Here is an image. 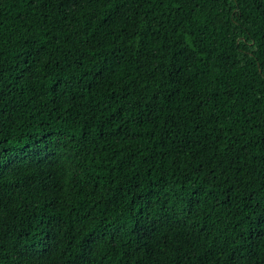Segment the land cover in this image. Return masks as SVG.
<instances>
[{
	"label": "trees",
	"instance_id": "obj_1",
	"mask_svg": "<svg viewBox=\"0 0 264 264\" xmlns=\"http://www.w3.org/2000/svg\"><path fill=\"white\" fill-rule=\"evenodd\" d=\"M0 264H264V0H0Z\"/></svg>",
	"mask_w": 264,
	"mask_h": 264
},
{
	"label": "snow or ice",
	"instance_id": "obj_2",
	"mask_svg": "<svg viewBox=\"0 0 264 264\" xmlns=\"http://www.w3.org/2000/svg\"><path fill=\"white\" fill-rule=\"evenodd\" d=\"M3 165L2 164H0V167H2Z\"/></svg>",
	"mask_w": 264,
	"mask_h": 264
}]
</instances>
